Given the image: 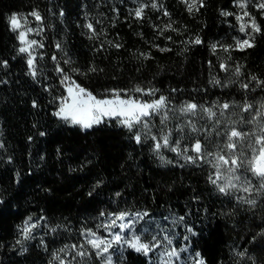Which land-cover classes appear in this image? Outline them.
I'll list each match as a JSON object with an SVG mask.
<instances>
[{"label": "trees", "instance_id": "obj_1", "mask_svg": "<svg viewBox=\"0 0 264 264\" xmlns=\"http://www.w3.org/2000/svg\"><path fill=\"white\" fill-rule=\"evenodd\" d=\"M152 2L0 0V264H60L56 255L71 264H102L94 253L75 256L71 245L85 243V229L107 235L98 226L121 212L148 213L137 223L138 232L175 227L169 215L183 217L193 229L190 248L205 264H264V192L255 205L239 201L216 190L202 167L161 166L152 147L137 144L115 120L83 130L54 115L67 95L64 75L98 98H110L113 89L144 100L164 95L170 106L232 100L243 105L264 98L259 83L264 81V10L256 7L261 0H248L246 10L261 31L252 33L254 46L244 50L235 46L247 38L235 19L242 11L237 0H204L191 14L181 0H155L159 10ZM141 4L149 6L137 18L134 10ZM33 11L41 21L30 15ZM13 14L42 29L28 35L43 44L32 50L36 78L29 74L28 54L19 52L18 32L10 27ZM86 23L93 24L95 35ZM197 37L199 44L192 42ZM137 86L158 91L142 95L133 91ZM191 117L197 128L208 120L200 112ZM191 144L188 152L195 155ZM29 217L36 227L25 239ZM122 264L153 263L127 248Z\"/></svg>", "mask_w": 264, "mask_h": 264}, {"label": "snow or ice", "instance_id": "obj_2", "mask_svg": "<svg viewBox=\"0 0 264 264\" xmlns=\"http://www.w3.org/2000/svg\"><path fill=\"white\" fill-rule=\"evenodd\" d=\"M185 4L189 14L195 10L199 12L200 8L204 7V0H181ZM248 0H237V6L242 10L241 14L235 15V19L239 22V31L245 33V39H237L235 46L244 50L245 48L253 47L251 43L253 36L252 33L260 32V26L256 23L254 17L246 10ZM148 4H141L134 10V15L137 18H142L144 9L147 8ZM152 8L159 10L158 4L153 0L150 5ZM256 7L264 10V0H261ZM63 15V12L60 13ZM163 14L168 16L169 13L164 10ZM36 21H41L42 17L38 11L30 13ZM222 16L233 15L229 12H221ZM247 18V19H246ZM10 27L13 31L18 32V39L21 43L19 48L20 53L28 54V68L29 74L36 78L37 68L35 63V56L32 55L34 47H43L42 43L32 39H28L29 33L35 31L37 34L42 29H33L27 26V17H20L13 14L9 17ZM85 27L95 35L96 30L92 23H86ZM171 28V24L165 25L164 29H161V33L164 30ZM175 31V29H172ZM91 38V37H90ZM170 39V37H169ZM193 43L199 44L202 41L199 37L195 38ZM120 47L119 44L115 45ZM60 47L59 44L56 45ZM217 45L213 44V51L216 50ZM225 51H228V47H224ZM162 51H170V49H162ZM143 55V54H141ZM147 58V57H146ZM56 59L55 56L52 57ZM67 63V61H65ZM221 69L227 71L228 66L225 63L220 64ZM57 71L63 73L64 69L57 66ZM95 71V68L91 69ZM235 74L240 75L239 67H236ZM252 79H256L253 77ZM69 82L67 85V96L61 98L59 110L54 113L55 116L60 117L65 121H70L72 124H78L84 129L92 128L94 125H99L105 121L106 118L116 119L118 123L127 128L132 134V137L136 143L142 142V135L146 138L154 141L153 150L159 153L160 149L168 148L170 151L176 152L178 155L193 164H197L200 161H204L209 164L213 171L209 174L208 180L211 184L216 186L220 193L225 195L230 194L232 191H243L244 193L251 194L253 191H264V103L260 104L259 109L254 114L252 110L253 104L245 103L241 105L243 112H249L251 117L245 121L243 117L238 121H229L228 125L223 132L218 131L221 121L217 119V110L214 107H203L196 103L185 102L180 108L179 112L185 116H196L198 112L203 113L209 121H214L211 129H197L195 124L191 120L187 122V126L191 128L192 132H202L204 141H208L209 136L213 132L217 136H223V143H215V150H208L205 143H202L200 138L192 137L193 143L191 144V151L195 155H187L189 148L185 146L183 149L180 147L181 136L176 141H171V130H165L161 128L157 134L151 132V118L153 116H160L161 125H166L170 110V101L168 97L160 95L158 98L152 100H144L134 96H128L126 90H110L111 98H98L91 91L82 87L80 84L71 81L68 75L63 76L62 83ZM219 84V80L214 81ZM260 84H264V81H260ZM242 88L247 89L248 84H242ZM121 91H124L125 95H121ZM134 92L141 93L142 95L155 96L157 89H144L139 86L135 87ZM126 97V98H125ZM35 106V105H34ZM233 107L232 104L224 102L219 104L216 108L219 109L220 115L223 116L228 109ZM252 124L255 127L251 130H244L243 128L237 127L238 124ZM184 125L177 127V132H183ZM43 135V133H40ZM2 146V145H0ZM163 160V157H161ZM243 170V171H242ZM244 173H250L252 177L258 180V186L253 185L251 179L244 175ZM243 202L251 205H255L254 199H246L240 197ZM103 215V214H102ZM129 212H121L118 215L113 216L110 223L103 224L98 227H104L109 232L108 237H101L91 229H85L82 235L85 237V243L80 245H71V249L75 252V256L85 257L91 256L93 253L96 257L100 258L102 264H113V252L111 251L114 246H117V250L130 248L137 253H142L144 256H148L149 253L153 252L156 248L160 247L161 242L157 240L156 235L151 237V240L144 242L141 236L136 234L135 223L147 216L148 213H137L133 217L131 222L119 223L117 220L125 221L126 217L131 216ZM180 219H183L181 217ZM31 217L25 221L23 228L24 238L27 239L32 228L36 227V224L30 223ZM112 228H118L119 231L112 232ZM129 232L130 235H125V232ZM191 231V229H189ZM167 240V244L171 245L172 241L167 236L164 237ZM187 240V237H185ZM19 243V241H18ZM85 244L90 246L89 251ZM60 252H64L65 249L61 248ZM186 251L185 248L177 249L175 247L166 248L162 253L161 264H177L180 259V253ZM122 255V252H121ZM199 253L196 256L199 257ZM75 256L73 259H75ZM166 256L167 259H163ZM175 258V259H173ZM55 260H59L60 264H71L66 262L59 255L55 256ZM196 264H204V261L198 260Z\"/></svg>", "mask_w": 264, "mask_h": 264}, {"label": "rangeland", "instance_id": "obj_3", "mask_svg": "<svg viewBox=\"0 0 264 264\" xmlns=\"http://www.w3.org/2000/svg\"><path fill=\"white\" fill-rule=\"evenodd\" d=\"M65 57H67V55ZM60 103H61V101L59 102V106H60ZM184 103L185 102L170 106V110L168 112L169 119H168L166 125H161L160 116H153L151 118V125H152L151 132H152V134H157L158 130H160L161 128H164L165 130H171V137H170L171 141H176L181 136H183V139H180L181 149H183L185 146H189L193 142V140L191 139L192 137H196V138L201 137V136L203 137L202 132H192L191 128L187 126V122L189 120L192 121V119H191L192 117L191 116H185L184 114L179 112V108ZM247 103L253 104L254 108H253L251 114H254L255 111L257 109H259L260 104L264 103V98L259 97L253 101H248ZM219 104H223V103L216 101V102L211 103V105L209 107H214V109L217 110V119H219L222 122L219 129H218V131H220V132H223L225 130V128L227 126H229L228 125L229 121H238V120H240L241 117H243L246 121L247 119H249L251 117V114L249 112H243L241 110V107H240L241 104H238L234 100H232L230 102V104H232L233 107L228 109L227 112H225L224 115L221 116L219 109L216 108V106ZM105 120L117 121L116 119H111V118H106ZM66 122H68L71 125L77 126L83 130H87V129L82 128L78 124H72L70 121H66ZM192 123H193V121H192ZM213 124H214V121L207 120L203 124V126L198 127V128L196 127V128L197 129H204V128L211 129L213 127ZM180 125L185 126L182 133L176 131L177 127ZM94 126H97V125H94ZM237 127L243 128L244 130H251L255 127V125L245 123L242 125L238 124ZM223 139H224L223 136H217L216 133L213 132L211 134V136H209L208 141H204V142L207 143L208 150H215L213 147L214 144L217 142L223 143ZM142 143L149 146V147H152V150H153L154 141H152L151 139L146 138L145 136L142 135V142L139 144H142ZM153 153L157 157L159 164L163 167H169V166L180 167V168L202 167L205 169L206 174H210L213 171V169L211 168V166L209 164H207L205 162L203 165H200L199 163H197V164L189 163L183 158V156L178 155L176 152L170 151L168 148L162 147L160 149L159 153L155 152L154 150H153ZM187 155H190V153L188 152ZM161 157H163V160L161 159ZM244 175H247V177L249 179H251L253 185L258 186V183H259L258 180L255 177H252L250 173H244ZM215 188H216V186H215ZM216 190H217V188H216ZM263 192L264 191H259V192L253 191L251 194H249V193H244L243 191H232L231 194L237 200L242 201L241 199H239L240 197H245L246 199H254L255 200ZM134 216L135 215H131L129 217H126L125 221H120V223L131 222ZM168 218L170 221L169 223L174 224L175 227L167 228V227H165V225L162 227H159V228H152V229L145 227L143 229V231L138 232L139 228H137V223L139 222V220L135 223L136 234L141 236L142 241L148 242L151 240V237L153 235H156L157 240H159L161 242L160 247L156 248L153 252L149 253L148 256H144L142 253L141 254L144 257H146L149 262H151L153 264H161L162 253L164 252V250L166 248H170V247H175L177 249L185 248L186 251H183L180 253V259L177 262V264H196V262L198 260H201L202 257H201V255H199V257H197L196 256L197 252H193L190 248L189 240H190L191 235L193 234L191 222H188L185 219H179L174 214H170ZM189 229H191V231H189ZM118 231H119V229H118ZM112 232H113V230H112ZM108 235H109V233L107 235H104V236H102V235H99V236L108 237ZM125 235H130V233L126 231ZM165 236H167L168 239H170L172 241L171 245L167 244V240L164 239ZM185 237H187V240L185 239ZM126 249L127 248L125 247L124 249L117 250V246L113 247V249L111 250L114 253L113 257H112L113 264H122L123 253ZM121 252H122V255H121ZM163 259H167V257L164 256ZM173 259H175V258H173ZM204 264H205V262H204Z\"/></svg>", "mask_w": 264, "mask_h": 264}]
</instances>
